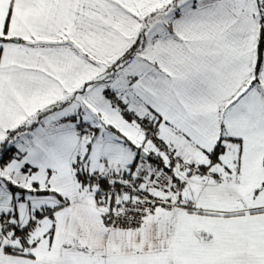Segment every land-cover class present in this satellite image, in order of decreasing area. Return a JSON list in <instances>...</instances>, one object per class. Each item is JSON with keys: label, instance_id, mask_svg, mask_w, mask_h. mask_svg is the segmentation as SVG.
Here are the masks:
<instances>
[{"label": "snow or ice", "instance_id": "1", "mask_svg": "<svg viewBox=\"0 0 264 264\" xmlns=\"http://www.w3.org/2000/svg\"><path fill=\"white\" fill-rule=\"evenodd\" d=\"M0 264H264V0H0Z\"/></svg>", "mask_w": 264, "mask_h": 264}]
</instances>
